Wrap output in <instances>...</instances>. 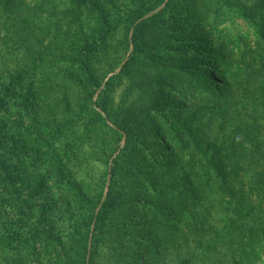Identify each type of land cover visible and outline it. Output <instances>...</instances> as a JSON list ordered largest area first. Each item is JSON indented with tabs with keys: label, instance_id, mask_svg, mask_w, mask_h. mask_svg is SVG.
I'll return each instance as SVG.
<instances>
[{
	"label": "rangeland",
	"instance_id": "obj_1",
	"mask_svg": "<svg viewBox=\"0 0 264 264\" xmlns=\"http://www.w3.org/2000/svg\"><path fill=\"white\" fill-rule=\"evenodd\" d=\"M158 1L89 0L85 6L61 1L60 10L71 11L66 17L69 16L76 27H81L83 33L79 34V42L72 44L77 28L68 25V20L60 23L70 30L58 29L54 25L56 18L49 19L47 15L45 29L49 31V50H55L58 58V61H49V72L77 73L86 84L68 83L67 88H63V97H71L73 101L72 109L62 105L58 110L49 106V111L30 108L23 112L13 109L10 113L13 115L11 121L19 118V122L29 123L30 131L36 128L33 123L49 117V128L41 130L49 147L37 143L38 150L49 148V162L17 147L15 150L17 158L26 165L23 193H36L38 202L35 203L49 206V223L51 221L55 229L63 231L71 241L66 244L70 251L68 255L74 261L82 259L86 242L82 234L89 228L93 264H138L135 250L140 245L135 246L134 225L129 222L123 244L109 234L112 228L109 223L95 231V222L89 219V202H102L106 198L110 173L115 167L118 184L131 187L126 198L134 196L133 181L139 185L136 191L142 192L146 181L139 173L151 174L145 167L135 171V166L140 168V161L126 168L118 162L119 152L127 143V134L121 126L127 127L137 142L147 147L144 150L149 151L167 148L160 139L162 135L168 136L178 149L181 133H188V130L197 133L200 126L208 125L203 113L212 116L218 107L223 112L228 110L226 115L214 121L216 129L226 127L219 133H247L246 128L250 125L263 129L260 115L264 102L245 94L240 88L238 82L245 78L242 74L230 75L235 73L234 65L241 57L235 58L232 50L244 54L247 50H255L260 43L264 44V21L258 26L242 17L248 12L250 17L264 15L260 0H232L231 6L219 2L223 9L216 14L206 7L202 13L196 8L200 2L211 4L215 0H207L208 3L204 0H166L161 7L152 9ZM95 9L106 16L107 31ZM157 13H160L158 17L155 16ZM137 29L143 37L142 41L137 38L138 48L133 39ZM91 45L92 50L87 51L85 47ZM80 57L89 68L91 66L96 80L101 83L98 90L87 83L83 68L75 64H79L77 59ZM223 57L227 63L223 62ZM40 73L41 68L36 72L37 79ZM206 107L215 109L201 112L200 109ZM50 119L56 122L53 124ZM227 144L230 146L228 141ZM244 144L251 147L248 142ZM138 153L139 150L134 155ZM213 175L215 187L224 181V174L214 172ZM248 179L250 177L245 176L242 181L248 182ZM137 205L134 211L138 212ZM131 222L136 224L134 220ZM188 223L186 217L178 223L171 220L169 230L159 227L154 232L156 239H159L158 235L167 237L166 246L161 247L168 251L160 259L164 264L171 262L169 255H173V247L183 246V237L192 239L187 230ZM147 228L141 227L148 232ZM151 244H154L153 240ZM55 249L49 252H61L56 243ZM49 255L53 257V254ZM204 256L200 255V261L195 264H203ZM146 258L159 264L155 255L153 258L146 255Z\"/></svg>",
	"mask_w": 264,
	"mask_h": 264
},
{
	"label": "trees",
	"instance_id": "obj_2",
	"mask_svg": "<svg viewBox=\"0 0 264 264\" xmlns=\"http://www.w3.org/2000/svg\"><path fill=\"white\" fill-rule=\"evenodd\" d=\"M61 1L85 6L89 0H0V264H93L89 228L84 229L82 234L86 240L82 259L74 261L68 255L70 251L66 244L71 241L63 231L56 230L51 221L49 223V206L37 205L36 193H23L26 165L17 158L15 149L17 147L26 154L43 157V162H49V148L38 150L37 144L41 142L49 147L41 132L49 128V117L33 123L36 126L34 131L29 130L32 127L29 123L19 122V118L14 122L10 120L13 109L17 112L30 108L49 111V106L58 110L62 105L72 109L73 101L71 97H63V88H67L68 83L86 84L77 73L49 72V61L55 62L58 58L55 50H49V31L45 29L47 15L49 19L56 18L54 25L58 29L70 30V27L60 23L68 20V25L73 24L77 28L72 44L78 43L79 34L83 33L81 27H76L73 20L66 17L71 11L60 10ZM165 2L158 1L152 9L161 7ZM204 2L208 3L207 0ZM219 2L225 6L234 3L232 0H215L211 4L200 2L196 8L202 13L206 7L216 14L223 9ZM260 2L264 5V0ZM95 10L107 31L109 24L106 16L99 9ZM158 14L155 16L158 17ZM248 14L242 17L261 26L264 15L250 17ZM139 33L140 29H137L133 36L136 48L137 38L139 41L143 38ZM92 46L85 48L91 51ZM93 48H96L95 45ZM232 52L235 58L237 55L241 57L234 65L235 73L230 75L242 74L245 78L238 82L240 88L245 94L264 102V44L260 43L255 50H247L244 54L243 51ZM258 55L262 58L258 59ZM77 61L79 64H75L83 68L87 83L96 90L101 88L91 66L89 68L81 57ZM223 62L227 63L225 57ZM39 68L42 73L37 79ZM214 109L206 107L200 110L208 112ZM221 109L218 107L212 116L203 113L208 125L200 126L197 133L193 130L181 133L178 149L168 136L162 135L160 139L167 145L166 149L144 150L147 147L138 143L127 127H120L127 134V143L119 152L118 162L126 168L140 161V168L135 166V171L145 167L151 174L146 177L145 173H139L146 181L142 192L136 191L139 185L133 181L134 196L126 198V192L131 191V187L118 184L115 167L110 173L111 183L106 198L102 202H89V219L95 222V231L109 223L112 227L109 234L123 244L128 235L129 222L134 225L132 235L137 240L135 246L140 245L135 250L136 263L153 264L147 261L146 255L151 258L155 255L159 258L158 263L164 264L160 259L168 251L161 247L166 246L167 237L158 235L159 239H156L154 232L159 227L169 230L171 220L178 223L186 217L189 220L187 230L192 239L183 237V246L172 248L169 264H195L203 254L206 257L203 264H264V255H260L264 252V125H261V130L256 125L247 126V133H219L226 127L216 129L214 121L228 113L227 109L225 112ZM260 116L264 123V109ZM50 122L54 124L56 121L50 119ZM245 142L251 147L247 148ZM138 150L143 153L134 155ZM54 156L57 157V154L54 153ZM214 172L224 174V181L216 187ZM245 176L250 177L248 182L242 181ZM122 187L124 189L118 191ZM118 197L121 199L118 200ZM136 203L138 212L134 211ZM141 227H148V232ZM150 240L154 244L150 245ZM55 243L60 246L61 252L50 253V250H56Z\"/></svg>",
	"mask_w": 264,
	"mask_h": 264
}]
</instances>
